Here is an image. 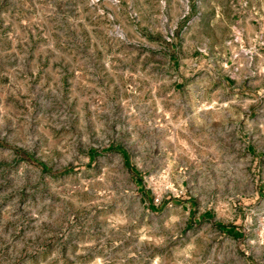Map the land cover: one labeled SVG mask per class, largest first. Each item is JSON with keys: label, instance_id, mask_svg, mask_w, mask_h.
Wrapping results in <instances>:
<instances>
[{"label": "rangeland", "instance_id": "374dc122", "mask_svg": "<svg viewBox=\"0 0 264 264\" xmlns=\"http://www.w3.org/2000/svg\"><path fill=\"white\" fill-rule=\"evenodd\" d=\"M227 3L0 0V264H240L264 103L207 87Z\"/></svg>", "mask_w": 264, "mask_h": 264}, {"label": "crops", "instance_id": "0c3cea01", "mask_svg": "<svg viewBox=\"0 0 264 264\" xmlns=\"http://www.w3.org/2000/svg\"><path fill=\"white\" fill-rule=\"evenodd\" d=\"M230 9L231 39L227 46L231 48L223 57L217 59L215 64L219 63L224 69L208 67V85L209 88L235 87L240 99L245 105L244 113L249 115L250 109L255 104L264 103V95L260 94L264 90V0H228ZM256 93V94H255ZM222 103H228V99L221 100ZM264 130L263 127H261ZM259 193L253 195L255 200ZM264 199V198H263ZM262 200V199H261ZM259 200V202L261 201ZM252 216L264 215V202L259 208L251 213ZM259 216V217H260ZM253 218V219H256ZM243 221V220H242ZM246 227L241 231H246L241 235V245L247 247V252L240 256V264H264L263 256L260 252H254L253 246L264 248V217L260 220L261 230L257 231L256 237L250 240L249 237V218H246ZM230 234H237V228H229ZM262 231V232H261ZM262 235V236H261ZM254 244V245H253ZM256 244V245H255Z\"/></svg>", "mask_w": 264, "mask_h": 264}, {"label": "trees", "instance_id": "16d2710c", "mask_svg": "<svg viewBox=\"0 0 264 264\" xmlns=\"http://www.w3.org/2000/svg\"><path fill=\"white\" fill-rule=\"evenodd\" d=\"M229 233H230V231H229Z\"/></svg>", "mask_w": 264, "mask_h": 264}]
</instances>
